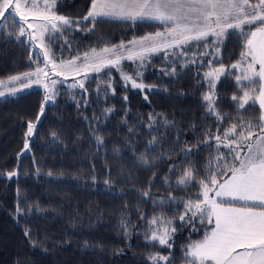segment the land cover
Returning <instances> with one entry per match:
<instances>
[{
  "label": "trees",
  "instance_id": "obj_1",
  "mask_svg": "<svg viewBox=\"0 0 264 264\" xmlns=\"http://www.w3.org/2000/svg\"><path fill=\"white\" fill-rule=\"evenodd\" d=\"M89 6L90 0H57L54 8L58 15L76 19ZM170 26L97 20L94 28L85 22L64 31L63 36L49 39L46 34L44 42L51 49L50 58L68 61L92 48L99 51ZM88 28L92 31L79 30ZM9 32L18 34L16 25L0 29V81L6 84L11 76L34 71L35 61L43 64L25 36L17 40ZM242 43L236 33L226 35L218 45V61L211 55L201 56L214 51L203 43L186 46L187 55H171L180 48L170 49L167 58L163 52L147 54L143 66L139 60H125L120 70L89 72L87 79L82 76L84 89L70 88L72 78L54 76L63 82L53 89L55 96L36 123L26 151L27 125L40 114L46 90L34 86L0 98V264H154L149 259L152 255L169 257L155 264H186L185 246L201 239L211 225L198 219L182 223L179 216L184 214V205L169 203L167 197L171 193L177 199L195 200L199 187L192 184L182 190L176 186L177 178L191 167L196 180H207L209 161L220 153L229 155L223 144L217 151L214 138L210 146L204 144L206 132L222 136L231 124L241 123L238 115L244 122L253 118V123L260 116L258 105L238 113L231 100L233 94L242 95L234 79L240 71L230 68L240 60ZM190 58L197 62L191 63ZM209 60L215 61L214 68L223 64L229 69L214 90L216 109L228 114L222 121L206 111L203 100L210 91L202 75L210 70ZM121 71L145 87L132 88ZM109 108L113 109L110 113L105 111ZM153 137L156 143L149 145ZM185 148L191 154H183ZM141 154L148 165L140 161ZM173 165L174 172L170 171ZM13 171L16 175L9 178L7 173ZM146 190L151 198L142 197ZM161 197L165 198L163 206L153 203ZM154 216L172 221L165 225L175 228L171 248L146 239L151 230L161 228L150 229L148 221Z\"/></svg>",
  "mask_w": 264,
  "mask_h": 264
},
{
  "label": "snow or ice",
  "instance_id": "obj_2",
  "mask_svg": "<svg viewBox=\"0 0 264 264\" xmlns=\"http://www.w3.org/2000/svg\"><path fill=\"white\" fill-rule=\"evenodd\" d=\"M56 2L57 0H43V8L40 9L38 0H0V29L4 27L3 21L11 16L13 26L16 24L21 26L18 34L9 32L7 35H15L19 40L26 34L21 22L27 23L29 29H34L27 33L29 40L40 41L35 46L43 49L44 67H40L39 62L35 61L38 65L35 71L11 76L7 82H20L21 85L20 88L9 87L8 94H15L34 84H42L46 93H51L44 97L40 114L36 117L37 123L45 112V104L55 96L53 89L57 83L63 82L53 79L49 72L55 76H63L65 79L68 74L83 73V79H87L89 72L99 74L106 69L120 70V65L125 60H139L140 66H143L146 55L151 53L163 52L167 58L170 49L180 48L179 53L172 51L171 55H187L183 50L186 46L191 47L200 43L214 50L211 53H201V56L211 55L215 61H218L220 53L218 45L224 42L226 35L236 33L243 38L240 60L230 66L231 70H240V74L235 75L234 79L237 90L242 92V95L233 94L231 100L237 105L238 113L246 110V106L258 105L260 116L255 118L258 122L253 123V118L244 122L243 117L238 115L236 119L241 120V123L231 124L222 136L213 137L210 131L206 132L203 143L209 144V140L214 138L217 151L219 152L223 144L228 149L229 155L220 153L214 161H209L205 172L206 175L208 173L211 175H207V180H196L191 167L185 168L183 174L177 178L176 186L182 190L192 184L199 187L200 191L195 193L197 197L195 200L177 199L169 193L167 201L184 205V214L179 216L182 223L192 224L198 219L201 224L212 225L210 229L205 230L201 239L185 246L186 264H264V0H255V2L253 0H90L86 14L76 19L56 14L53 11ZM29 16L40 19L43 23L39 25L28 23ZM102 17L132 22L152 20L171 26L166 27L162 32L158 31L138 40L128 41L127 45L121 42L119 45L105 46L99 51L92 48L89 52L83 53L82 57L77 56L59 64L50 58L51 49L43 43L45 34L49 39L63 36L64 31L71 30L74 26L78 28L85 22H91L94 28L95 22ZM79 30L92 31V28ZM210 38L211 45L208 44ZM215 61L209 60L210 70L202 74L210 89L203 95V100L208 105L206 111L214 115L217 121H222L228 118V114L222 115L216 109L217 98L214 90L216 82L221 76L226 75L229 69L223 64L218 68L212 67ZM190 62L197 61L195 58H190ZM49 65H51L50 69ZM201 66H203L202 62ZM162 71L169 74L166 69ZM175 71L176 69L173 68L172 73ZM121 75L124 81L131 82L132 88L145 87L122 71ZM136 75L139 77L141 73L137 72ZM83 79L70 84L69 87L84 89ZM24 80L28 83H24ZM46 80H50L51 87L45 83ZM0 86H6V82L0 81ZM109 87H111L110 78ZM5 94L4 91H0V97ZM105 111L110 113L113 109L109 108ZM149 119L154 118L150 115ZM35 128L36 124L28 122L23 150H29L28 139L33 135ZM52 136L55 137L56 133H52ZM97 142L103 143L102 138L97 137ZM154 143H156L155 137L148 141L149 145ZM183 154H191V150L185 148ZM140 161L145 165L149 164L144 154H141ZM213 163L215 170L212 168ZM175 170L176 167L173 165L170 171ZM7 175L10 178L16 173L13 171ZM219 176H223L224 179H218ZM165 183H168L167 178ZM142 197L151 198L150 190L143 191ZM224 197L229 199L227 201L218 199ZM233 201H241L243 206H232ZM153 203L163 206L165 198L161 197ZM171 223V220H166L163 216H154L148 221L150 229L154 225H160L161 228L151 230V235L146 234V239L171 248L170 235L175 232V228L169 229L165 226ZM192 230L197 229L193 226ZM28 234V230H25V235ZM149 259L155 264L161 260L168 261L169 257L152 255Z\"/></svg>",
  "mask_w": 264,
  "mask_h": 264
},
{
  "label": "rangeland",
  "instance_id": "obj_3",
  "mask_svg": "<svg viewBox=\"0 0 264 264\" xmlns=\"http://www.w3.org/2000/svg\"><path fill=\"white\" fill-rule=\"evenodd\" d=\"M38 4H39V7H40V9H42L43 8V0H38ZM55 7V6H54ZM53 11L56 13V11H55V8H53ZM57 14V13H56ZM17 20L19 19L18 17L16 18ZM98 20H118V21H128V20H119V19H113V18H106V17H102V18H99ZM139 21H145V22H155V23H159V24H162L161 22H158V21H152V20H138V21H136V22H139ZM129 22H132V21H129ZM3 23H4V25L6 26V27H10L11 25H13V18L11 17V16H9L8 17V19L7 20H5V21H3ZM22 23V26L26 29V34L24 35L25 37H26V39L28 40V41H30L29 40V38H28V35H27V33H29V32H32L34 29H29L28 27H27V23H23V22H21ZM28 23H32L33 25H39V24H42L43 23V21L42 20H40V19H34L32 16H29V19H28ZM21 26V24H16V28H17V30H18V32H19V27ZM46 35V34H45ZM30 43H31V48H32V50L33 51H35V52H38L39 54H40V56H42V58H43V64H42V66H40V67H44L45 66V62H44V56H43V49L42 48H39V47H36L35 45L36 44H39L40 43V41H30ZM44 43V45H45V42H43ZM126 45H127V42L125 43ZM117 45H119V44H117ZM199 45V44H198ZM46 46V45H45ZM197 46V45H196ZM52 59V58H51ZM67 60H65V62H66ZM57 64H59L61 61H59V62H57V61H55ZM49 67V69H50V67H51V65H49L48 66ZM215 68H218V67H215ZM239 70V69H238ZM35 71V70H34ZM240 71V70H239ZM49 75L53 78V79H55V77H57V76H55L54 74H52L51 72H49ZM55 76V77H54ZM81 76V77H80ZM82 76H84V74L83 73H81L80 75H74V74H68L67 75V78H72L71 79V81H70V84H72V83H75L76 81H80V80H82ZM58 77H62V78H65V77H63V76H58ZM24 83H28V81L27 80H24L23 81ZM45 83H47V84H49V86L51 87V82H50V80H48V81H45ZM20 82H13L12 83V85H10V83H8V84H6V86H0V91H4L6 94H5V96H2V97H0V98H4V97H7V96H9V95H11V94H8V92H7V89L9 88V87H15V88H20ZM42 87V89H44V86L41 84V85H32L31 87H29V88H32V87ZM26 89H28V88H26ZM23 90H25V89H23ZM22 90V91H23ZM209 92V91H208ZM207 92V93H208ZM46 94H49L50 95V93H45V95ZM45 97V96H44ZM51 101H48L46 104H45V106L48 104V103H50ZM43 103H44V101H43ZM33 124H36L37 123V121H35V122H32ZM26 151V150H25ZM212 195H213V193H212ZM232 206H236V207H242L243 206V202H241V201H233L232 202ZM211 227H212V225H211Z\"/></svg>",
  "mask_w": 264,
  "mask_h": 264
},
{
  "label": "crops",
  "instance_id": "obj_4",
  "mask_svg": "<svg viewBox=\"0 0 264 264\" xmlns=\"http://www.w3.org/2000/svg\"><path fill=\"white\" fill-rule=\"evenodd\" d=\"M218 199H222V200H228L229 198L224 197V198H218Z\"/></svg>",
  "mask_w": 264,
  "mask_h": 264
}]
</instances>
